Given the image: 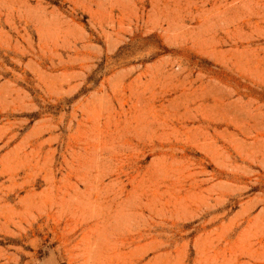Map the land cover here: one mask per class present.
Wrapping results in <instances>:
<instances>
[{
    "label": "rangeland",
    "instance_id": "rangeland-1",
    "mask_svg": "<svg viewBox=\"0 0 264 264\" xmlns=\"http://www.w3.org/2000/svg\"><path fill=\"white\" fill-rule=\"evenodd\" d=\"M0 264H264V0H0Z\"/></svg>",
    "mask_w": 264,
    "mask_h": 264
}]
</instances>
